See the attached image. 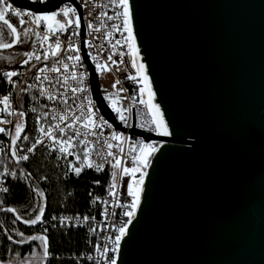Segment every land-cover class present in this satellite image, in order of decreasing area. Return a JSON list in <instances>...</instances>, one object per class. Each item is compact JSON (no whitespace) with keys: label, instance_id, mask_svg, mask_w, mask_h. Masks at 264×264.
I'll return each mask as SVG.
<instances>
[{"label":"water","instance_id":"1","mask_svg":"<svg viewBox=\"0 0 264 264\" xmlns=\"http://www.w3.org/2000/svg\"><path fill=\"white\" fill-rule=\"evenodd\" d=\"M130 3L142 5L137 46L173 135L156 138L118 264H264V0ZM92 92L119 128L94 72Z\"/></svg>","mask_w":264,"mask_h":264},{"label":"snow or ice","instance_id":"2","mask_svg":"<svg viewBox=\"0 0 264 264\" xmlns=\"http://www.w3.org/2000/svg\"><path fill=\"white\" fill-rule=\"evenodd\" d=\"M31 4L34 6L30 10L24 11L19 6H14L9 0H0V22L6 26L8 32L10 33L12 39L9 43L3 42L4 33L0 32V49L6 50L14 47L18 43L22 42V38L18 32L15 24L8 19L9 16L18 18L20 25V31L23 32L24 37H35L37 39H42L44 42H48L51 38H55V44H48V50L42 53L43 60L46 62L51 55L57 58L60 66L52 67L49 69L52 73H60L63 76L62 80H57V84L60 85L64 91H60L57 88V93L54 95L51 92L46 93L44 87L39 88L40 96H47L49 101H60L65 106V110L60 112L59 116L53 111V109H48L47 112L43 113L46 118L49 113L52 114V121L49 126L45 128L43 126L42 120L38 115L36 119V132L38 135L31 143L30 146L23 149V152L34 154V150L38 146L44 147L48 150L49 155L59 153L55 155L57 161L64 159L67 161L68 170L64 172V177H69L70 174L79 179L85 168L93 169L96 172H100L104 169L106 163L110 164L111 168L114 170H121V165L124 163L121 157H118L115 153L111 151L113 148V143L116 142L119 145H123L125 142L129 144V154L131 155V165L123 166L122 176L128 177L126 181V190L119 193L121 199L127 198L126 202L118 204L117 207L124 208L122 212V217L118 226L113 224L110 226L111 234L106 237V245L101 250L97 245L95 250L100 253L103 257L102 264H118V256L122 252V242L124 244L129 243L132 239L129 226L133 224L134 220H137V212L141 209L142 196L146 193L145 179L149 176L148 169L150 165L153 164V158L160 153L164 144L159 140H154L152 137L168 138L173 135L171 130V122L166 120L165 112L161 110V105L156 103V93L153 91V81L149 78V72L146 68L145 63L141 62L140 48L137 46L138 37L141 35L142 31V20L140 14V8L142 5L132 4L130 0H110L112 8L115 10V17L107 15L101 12L100 16L107 17L108 21H118L119 23L113 22L110 25L111 31L104 33V40L110 41L114 33H119L122 37L121 40H116L113 48L119 47V57L120 63L128 64L130 63L131 69L134 70V75L128 76L127 79L134 81L138 85V99L139 104L144 108V112H137L134 123H129L128 116L125 115L130 109L120 106V101L115 95L111 93H105V90L101 89L102 101L106 103V107L114 114V117L120 124L126 128L138 129L133 138H129L119 131H112L110 133V139L106 141L107 157L110 160H106L104 157H100L97 161H93L90 158L89 148L84 139L76 140L75 137L80 136V131L75 129L77 123L80 124L81 128L85 130V135H100L103 133L105 128L111 129L113 125L108 122L104 117L100 108L97 107L96 101L92 98L94 93L90 92L92 87V76L93 72L95 74H104L109 71V62L116 65L118 62L114 57L116 52H110L106 55L103 62H101V57L104 56V52L100 51L93 53V48H101V45L94 44L93 41L98 37L93 35L94 33H100L101 27L97 26L93 22L88 20V16H92L91 10L87 12V15H81L78 12V8L74 7L71 3L65 2V0H55V3H50V0H30ZM91 0H82V6L88 8ZM94 19H99V17H94ZM103 22H101L102 26ZM27 25V26H25ZM41 32L44 35L41 37ZM85 32L92 39H85ZM67 33V38L64 41L66 45L65 50H62V42L60 36ZM79 40V43L75 41ZM43 47V45H41ZM85 49L87 51L85 52ZM126 49V51H125ZM148 49L145 48L147 53ZM24 56L29 59H25L23 64H28L31 59L35 61H41V55H36L33 51H26L23 53ZM60 56L63 59H60ZM127 57V59H125ZM46 69L40 68L35 74V79L39 81H47L49 85H52V80L47 76H42ZM18 76L17 71H4L3 78L4 81L10 85L12 88L16 87V83L13 80L14 77ZM71 81V83H69ZM116 83L112 85L116 88ZM55 87V85H52ZM31 87V86H29ZM120 92L126 91V89L121 88ZM70 92L72 94L73 105L78 109L77 112L73 111V108L68 106V100L65 98L66 94ZM137 97H133L136 99ZM76 100L80 103L77 105ZM0 104L3 105V111L8 115H12V106L10 104L9 95H3ZM43 107V105H42ZM31 112H36L35 108L29 109ZM65 112H73L71 117H67ZM19 117H24L25 112L20 111L18 113ZM4 123V121H0ZM68 129H72V134H68ZM24 125L20 122L15 123V135L11 139V144L13 145L12 156L17 164L23 162H28L30 156L27 154L17 155L16 145L17 140L21 137V133L24 131ZM5 131L4 128H0V133ZM25 141L29 140L27 135L23 136ZM135 139V143L132 142ZM81 146L83 155H75V162L68 161L67 158L73 156L75 153L76 144ZM123 149L121 148V153ZM162 154V153H161ZM99 156V153H97ZM11 175L13 178H17V171L13 170L9 173L6 170L0 175ZM31 173L25 172L23 168L19 169V178L26 179L31 177ZM46 175L41 176L40 180H47ZM117 179V173L113 172L112 181L113 183L109 186V195L115 200L117 193L115 191ZM94 184L99 185V180H94ZM33 192L37 196L44 197L45 193L39 188H32ZM8 188H0V192L7 193ZM91 195V193H89ZM7 213L15 214L16 210L12 207H6L0 209ZM45 213V207H39V213L34 215V218L24 219L21 215L15 214V220L20 221L28 227H35L38 222H43L42 217ZM104 215V213H101ZM117 215L115 212L113 216ZM69 219L68 217H61L60 224L63 225L64 221ZM83 219L87 221L88 216H84ZM53 221L57 220L56 216L52 217ZM138 222V220H137ZM53 228L57 225L54 223ZM45 232L47 229L44 230ZM16 239L13 235H7V240L12 245H23L30 244L31 242L39 241L41 242L43 248V256L45 264H47L48 257L50 256V241L46 235H30L25 237L22 231H17L15 233ZM126 237L128 239H126ZM91 259V257H89ZM0 264H5L4 261L0 260ZM27 264V261H24ZM99 264V260H98ZM120 264H127L126 261H120Z\"/></svg>","mask_w":264,"mask_h":264},{"label":"built area","instance_id":"3","mask_svg":"<svg viewBox=\"0 0 264 264\" xmlns=\"http://www.w3.org/2000/svg\"><path fill=\"white\" fill-rule=\"evenodd\" d=\"M30 1V0H29ZM54 1V0H50ZM10 3H12L9 0ZM67 3H71L74 7L78 8V12L81 15H87V12L89 10L92 11L93 15L88 16V20L96 24L97 26L101 27L100 33H94L93 35H96L98 38L93 41L94 44L101 45V48H93L92 52L95 54L97 52L103 51L104 56L101 57V62L105 59L106 55L110 52L115 51L116 56L114 59L117 60V64L113 65L111 62H109V71L104 74H96L98 77V84L101 89L105 90V93H111L116 96V98L120 101L121 107L129 108L130 111L126 112L125 115L128 116L129 123H134L136 118L137 112H144V108L139 104L138 99V85L131 80H128V76L134 75V70L131 69L130 63L127 65L124 63H120V57H119V47L113 48V45H115L116 40H121L122 37L119 35V33H114L111 37L110 41L104 40V33L107 31H111L110 25L113 22L119 23L118 21H108L106 15L100 16V13H106L107 15H111L115 17V10L112 8L110 4V0H91V3L88 5V8H84L82 6V0H68ZM15 6V5H14ZM24 11H27V9H22ZM94 17H99V19H94ZM13 19L18 25V18H14L9 16L8 19ZM101 22H103L101 26ZM20 26V25H19ZM27 26V25H25ZM44 35L43 32H41V37ZM67 33L60 36V40L62 42V50H65L64 54L66 53V45L64 44V41L67 38ZM85 39H92L91 36H88L85 32L84 35ZM29 43L33 39V37L29 36ZM76 43H79V40L75 41ZM55 44V38H51L48 42H44L42 39L35 38L34 44L30 47L28 51H33L36 55H41V61L37 62L35 59H31L28 64H23V61L25 59H29L25 56L23 60L20 61V55L19 59L17 60L16 65L6 71H17L18 76L14 77L13 80L16 83V87L12 88L10 85H8L3 78V72H0V100H2L3 95H9L10 98V104L12 106V115H8L3 111V105L0 104V121H4V123H0V128H4L5 131L3 133H0V173H4L6 170L9 171V173L13 170H16L17 167L27 164L35 155L36 152L41 151L44 153V155L51 159L55 167L62 173V177L67 178H76L74 174H70L69 177H64V172L68 170L67 168V161L64 159H61L57 161L55 159V155H59V153H55L53 155H49L48 150L44 147L38 146L36 150H34V154H29L26 152H23L22 150L26 147L30 146L31 143L34 141L38 133L36 132V119L38 115L40 116L43 126L47 128L49 126V123L52 121V114L49 113V115L45 118L43 116L44 112H47L48 109H53V111L56 113L57 116H59L60 112L65 110V106L62 104V102L58 101H49L47 99V96H40L39 94V88L42 86L45 89V92H51L52 94L57 93V88L60 89V91H64V89L57 84V80H62L63 76L60 75V73H52L49 71L52 67L60 66L61 70L62 66L60 63H58L57 58L49 56L48 60L45 62L43 60L42 53L44 51L48 50V44ZM43 45V47H41ZM87 49H85V52ZM126 51V49H125ZM60 59L62 60L63 57L60 56ZM127 59V57H125ZM45 68L46 70L41 73L42 76H47L50 80H52V85H55L53 87L52 85H49L47 81H37L35 79V74L38 69ZM119 80V83L116 85V88H113L112 85ZM71 83V81L69 82ZM31 86V87H29ZM121 88L126 89L124 92H120L119 90ZM90 92H92V87L90 89ZM102 95V93H101ZM133 97H137L136 99H133ZM68 100V106L73 108V111L77 112L78 109L73 105L72 102V94L68 92L65 97ZM94 99V96L92 97ZM95 101V99H94ZM80 103L79 100H76V104L78 105ZM97 104V102H96ZM43 105V107H42ZM98 107V105H97ZM35 108L36 112H31L29 109ZM99 108V107H98ZM109 110V109H108ZM20 111L25 112L24 117H19L18 113ZM111 113V111L109 110ZM67 117H71L73 115V112H65ZM113 116L115 122L119 125V128H117L113 123L108 121L113 125L111 129L105 128L103 133L100 135H85V130L81 128L80 124L77 123L75 125V129L80 131V136L75 137L76 140L84 139L87 143V146L89 148L90 158L95 162L100 157H104L106 160H110V157H107V152L109 149L107 148L106 141L110 139V133L112 131H119L125 136L129 137L130 139L135 136V134L132 133V131H138V129H130L124 127L122 124L119 123L114 117V114L111 113ZM20 122L24 125V131L21 133V137L17 140L16 150L17 155H23L27 154L30 156V160L28 162H21L20 164H17L16 161L13 159L12 156V149L13 145L11 144V139L15 135V123ZM68 134H72V129H68ZM27 135L29 137V140L25 141L23 139V136ZM154 140H157L156 137H154ZM132 142L135 143V139H132ZM161 142V141H160ZM113 143V148L111 151L115 153L118 157H121L124 163L121 165V170H114L111 168L110 164L106 163L104 166V169L100 171L99 173L96 172L95 168L93 169H87L85 168L82 174L84 173H90L95 177V180H99V185H96L91 181L89 183V195L88 193V204L86 211L83 213H77L75 215H67V214H59V215H51L50 217H42L43 222H38V225L42 228L44 231L47 229L46 232H54L56 229H88L91 227L93 230L97 231V237L98 242L97 245L102 250L103 247L106 245V237L111 234L110 226L115 224L116 226L119 225L121 219H124L122 217V212L125 210L124 208L117 207L118 204L126 202V197L121 199L119 197V193L126 190V181L129 179L128 177H123V179H120L122 174V168L123 166H132L131 165V155L129 154V144L125 142L123 145H119L116 142ZM162 143V142H161ZM121 148L123 149V152L121 153ZM99 153V156L97 155ZM75 155H83L81 146L77 143L75 147V153L73 156H70L67 158L68 161L75 162ZM113 172L117 173V179L115 181L116 184V193L117 197L114 200L113 197L109 195V186L113 183L112 181V174ZM81 174V175H82ZM13 177L9 174L7 176L0 175V188L6 187L9 189V184L12 181ZM7 193L0 192V208L3 207V198L4 195ZM116 213L117 215L113 216V213ZM101 213H104V215H101ZM56 216L57 220L53 221L52 217ZM84 216H88L89 219L85 221L83 219ZM61 217H68L69 219L65 220L63 225L60 224V218ZM56 224L57 227L53 228L52 225ZM45 232V231H44ZM45 232V233H46ZM91 257V259H89ZM86 258L88 262H92L94 264H102L103 257L100 255L99 252L95 250V253L93 256H89ZM1 259V257H0Z\"/></svg>","mask_w":264,"mask_h":264},{"label":"trees","instance_id":"4","mask_svg":"<svg viewBox=\"0 0 264 264\" xmlns=\"http://www.w3.org/2000/svg\"><path fill=\"white\" fill-rule=\"evenodd\" d=\"M17 29L20 26L11 18ZM0 32L4 33L3 42L9 43L11 35L6 26L0 24ZM26 44L22 48L14 47L0 53V72L13 68L17 61V56H12L13 50L21 54ZM31 173V177L19 178V169ZM1 171V169H0ZM17 178H13L9 184V191L3 198V209L12 207L15 214L21 215L24 219L34 218L39 213V207H45L43 217L51 215L67 214L75 215L86 211L88 204L89 183L95 180L90 173H84L79 179L63 178L62 173L55 167L52 160L47 158L43 152L38 151L33 158L25 165L16 169ZM46 175L47 180H40ZM32 188H39L45 193L44 197L37 196ZM15 214L0 210V257L6 262L12 259H29L40 257L42 262L32 264H45L43 248L41 242L35 241L30 244L12 245L7 240V235H13L17 231H22L25 237L30 235H46L50 241V256L47 264H94L86 260L93 256L97 246V231L91 227L88 229H56L54 232H44L37 224L35 227H28L20 221L15 220ZM24 263V262H23Z\"/></svg>","mask_w":264,"mask_h":264},{"label":"rangeland","instance_id":"5","mask_svg":"<svg viewBox=\"0 0 264 264\" xmlns=\"http://www.w3.org/2000/svg\"><path fill=\"white\" fill-rule=\"evenodd\" d=\"M0 24H1V22H0ZM20 34H21V36L23 37V38H26V37H24V34H23V32L22 31H20ZM29 45V44H28ZM27 45V46H28ZM1 52H4V51H0V53ZM11 55L12 56H17V59H16V61L19 59V57H20V53H19V51H16V50H13L12 52H11ZM44 154V153H43ZM30 259V263H39V262H42V258H40V257H35V258H29ZM16 259H12V260H8V261H6L5 262V264H22V263H20L19 261H15ZM19 262V263H18Z\"/></svg>","mask_w":264,"mask_h":264},{"label":"flooded vegetation","instance_id":"6","mask_svg":"<svg viewBox=\"0 0 264 264\" xmlns=\"http://www.w3.org/2000/svg\"><path fill=\"white\" fill-rule=\"evenodd\" d=\"M18 32H19V34H20V29L18 30ZM20 36H21V34H20ZM21 38H22V42L21 43H18L17 45H16V47H18V49H19V51H20V49L22 48V46L24 45V44H26V46L29 44V37H26V38H23L22 36H21ZM12 39V38H11Z\"/></svg>","mask_w":264,"mask_h":264},{"label":"crops","instance_id":"7","mask_svg":"<svg viewBox=\"0 0 264 264\" xmlns=\"http://www.w3.org/2000/svg\"><path fill=\"white\" fill-rule=\"evenodd\" d=\"M5 208H6V207H5ZM25 260L27 261V264H32V263H30V259H21V260H20V263L24 264L23 262H24ZM15 261H18V259H16ZM18 263H19V262H18Z\"/></svg>","mask_w":264,"mask_h":264}]
</instances>
